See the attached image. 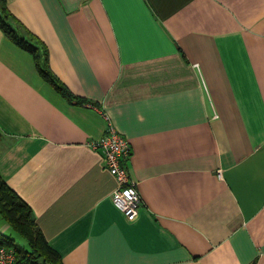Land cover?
I'll return each instance as SVG.
<instances>
[{"label":"crops","instance_id":"1","mask_svg":"<svg viewBox=\"0 0 264 264\" xmlns=\"http://www.w3.org/2000/svg\"><path fill=\"white\" fill-rule=\"evenodd\" d=\"M7 7L86 99L64 98L0 29V175L60 264H264V0ZM104 115L129 141L133 219L89 145Z\"/></svg>","mask_w":264,"mask_h":264},{"label":"trees","instance_id":"2","mask_svg":"<svg viewBox=\"0 0 264 264\" xmlns=\"http://www.w3.org/2000/svg\"><path fill=\"white\" fill-rule=\"evenodd\" d=\"M0 29L14 43L34 56L38 71L68 101L86 102L74 95L52 72L48 61V50L44 43L26 27L16 21L7 7V0H0ZM0 216L25 240L19 248L13 238L0 232V244L15 252L12 264H60L58 253L48 244L38 227L30 206L10 187L0 175Z\"/></svg>","mask_w":264,"mask_h":264},{"label":"built area","instance_id":"3","mask_svg":"<svg viewBox=\"0 0 264 264\" xmlns=\"http://www.w3.org/2000/svg\"><path fill=\"white\" fill-rule=\"evenodd\" d=\"M107 128L102 137L90 141L89 145L94 149H101L104 154V163L115 179L116 187L111 193L112 203L128 219H133L138 214L141 203L135 181L130 177L124 159L130 153L128 139L119 133L112 125L107 115ZM15 252L12 248L0 244V264H12Z\"/></svg>","mask_w":264,"mask_h":264},{"label":"rangeland","instance_id":"4","mask_svg":"<svg viewBox=\"0 0 264 264\" xmlns=\"http://www.w3.org/2000/svg\"><path fill=\"white\" fill-rule=\"evenodd\" d=\"M2 218L0 216V222H2ZM4 221V220H3ZM6 235H9L11 238H13L14 242L17 244V247L21 248L25 247V240L23 237H21L16 231H14L12 228H10L8 231L5 232Z\"/></svg>","mask_w":264,"mask_h":264}]
</instances>
